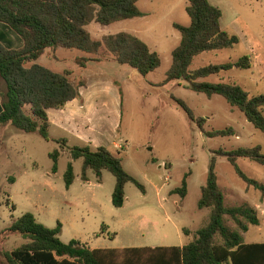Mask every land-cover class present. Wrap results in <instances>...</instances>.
Returning <instances> with one entry per match:
<instances>
[{"label": "rangeland", "instance_id": "1", "mask_svg": "<svg viewBox=\"0 0 264 264\" xmlns=\"http://www.w3.org/2000/svg\"><path fill=\"white\" fill-rule=\"evenodd\" d=\"M220 9L221 28L240 40L234 48L206 52L196 57L191 70L208 65L237 62L251 58L253 68H234L204 80L209 83L236 84L252 96L264 95V0H209ZM189 0H141L144 17L125 20L110 26L95 22L87 31L95 41L110 35L128 33L137 36L161 58L158 70L142 76L113 58L87 62L77 50L47 49L36 61L54 72H72L82 78L86 99L92 97L100 108L97 136L111 153L118 156L126 172L137 179L145 193L128 183L126 201L115 208L112 195L115 177L104 171L99 182L93 172L88 182L82 180L83 160L73 161L61 145L44 140L39 134H27L13 126H0V232L24 214L55 229L62 224L60 239L68 244L79 241L91 249H125L142 247H182L197 238L210 221V209L200 210L198 203L214 152L260 146L264 154V134L257 130L238 109L221 96L208 98L186 87V82H167L173 64V51L182 35L175 29L191 25L187 13ZM0 40L15 35L0 24ZM7 29V31H6ZM7 35V37H6ZM9 38V37H8ZM4 87H0V92ZM184 102L196 118L206 119L204 130L213 132L232 128V137H207L178 103ZM54 111H51L52 114ZM54 138L67 139L70 146H91L71 138L64 130L51 127ZM110 143H113L110 146ZM59 152L58 169L53 173V152ZM72 162L74 184L67 189L64 175ZM238 167L251 179L264 184V166L249 159H239ZM218 183L228 207L260 205V192L248 189L225 157H217ZM188 176V194H174ZM260 226L244 233L246 243H264V212ZM103 226L108 227L103 232ZM188 231V234L185 232ZM27 241L19 235L0 240V263L9 264L6 254Z\"/></svg>", "mask_w": 264, "mask_h": 264}, {"label": "trees", "instance_id": "2", "mask_svg": "<svg viewBox=\"0 0 264 264\" xmlns=\"http://www.w3.org/2000/svg\"><path fill=\"white\" fill-rule=\"evenodd\" d=\"M141 0H0V24L19 37L22 47L7 46L8 37L0 40V126H13L27 134H39L69 151L73 161L82 159V180L88 182L93 172L102 181L104 171L116 179L112 195L115 208L126 201L125 187L133 183L141 192L144 186L125 171L121 159L105 147L70 146L67 139L50 135L49 110H62L81 96L86 87L82 78L72 72L58 73L36 63L47 49L77 50L85 54L79 58L81 66L113 58L117 63L136 70L142 76L155 72L161 66L159 54L137 36L120 33L110 35L102 42L92 39L87 26L95 22L101 26L144 17L139 10ZM191 19L189 27L175 24L181 35L180 45L173 51V64L167 73V82L184 81L186 87L208 98L223 97L241 111L247 120L264 134V95L252 96L236 84L209 83L204 80L234 68H253L249 56L224 65H208L191 70L194 59L206 52L234 48L240 40L221 28L222 12L209 0H189L186 8ZM7 31V29H6ZM8 32V31H7ZM1 36V35H0ZM178 103L189 118L197 123L207 137H232V128L206 132V119L196 118L184 102ZM207 181L201 190L200 210L210 209V221L197 233V238L183 247H142L125 249H91L79 241L66 244L61 241L62 224L55 229L39 223L27 213L0 232V240L19 235L27 242L6 254L9 264H264V244H247L244 233L261 224L259 210L250 204L228 207L218 183L217 157H225L234 166L237 175L248 189L260 192L264 206V184L249 178L237 165L239 159H249L264 166L260 146L214 152ZM60 153L51 154L53 173L57 172ZM188 176L181 188L174 190L185 198L188 194ZM66 188L75 181L73 163L64 175ZM108 227L103 226V232ZM188 234V231H185ZM1 264V263H0Z\"/></svg>", "mask_w": 264, "mask_h": 264}, {"label": "crops", "instance_id": "3", "mask_svg": "<svg viewBox=\"0 0 264 264\" xmlns=\"http://www.w3.org/2000/svg\"><path fill=\"white\" fill-rule=\"evenodd\" d=\"M1 31V29H0ZM7 46L17 48L20 47V41L15 35L8 34ZM85 93L81 90V96L79 99L74 100L66 105L62 110L48 111V115L51 122V127L55 126L61 130H64L71 138L85 142L86 144L94 145L97 149L104 147L102 144V137L97 136L94 130L97 129V119H102V115L99 114L100 108L106 107V103L102 105H96L92 102V97L85 98ZM51 129V128H50ZM55 138V137H54ZM57 139V138H55ZM61 139V138H58ZM66 139V138H65ZM113 143H110L112 146ZM86 146V145H85ZM260 213V219L264 212V207L260 205L255 206ZM260 226V225H259ZM247 244H264V243H247ZM185 246V245H184ZM161 247H176V246H161ZM183 247V246H182ZM154 248V247H153Z\"/></svg>", "mask_w": 264, "mask_h": 264}]
</instances>
